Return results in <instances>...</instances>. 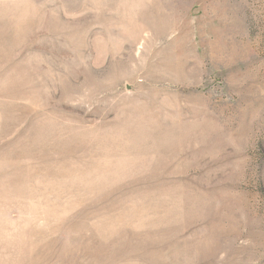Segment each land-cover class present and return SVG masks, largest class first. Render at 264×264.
Instances as JSON below:
<instances>
[{
  "label": "rangeland",
  "instance_id": "rangeland-1",
  "mask_svg": "<svg viewBox=\"0 0 264 264\" xmlns=\"http://www.w3.org/2000/svg\"><path fill=\"white\" fill-rule=\"evenodd\" d=\"M0 264H264V0H0Z\"/></svg>",
  "mask_w": 264,
  "mask_h": 264
}]
</instances>
